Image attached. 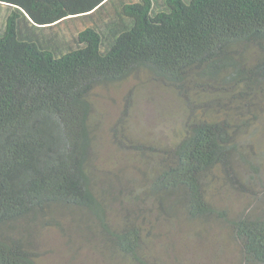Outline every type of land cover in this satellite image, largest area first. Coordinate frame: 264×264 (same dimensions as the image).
I'll return each instance as SVG.
<instances>
[{
    "label": "trees",
    "instance_id": "1",
    "mask_svg": "<svg viewBox=\"0 0 264 264\" xmlns=\"http://www.w3.org/2000/svg\"><path fill=\"white\" fill-rule=\"evenodd\" d=\"M0 4L11 10L0 34V264H40L38 225L73 226L83 238L93 226L113 258L148 264L140 254L146 204L169 221H219L241 264H264V189L231 218L209 197L217 171L237 181L239 135L264 125V0ZM140 76L187 116L170 144L148 149L127 146L118 120L116 152L153 158L126 185L100 167L90 97ZM114 203L124 206L116 225Z\"/></svg>",
    "mask_w": 264,
    "mask_h": 264
},
{
    "label": "rangeland",
    "instance_id": "2",
    "mask_svg": "<svg viewBox=\"0 0 264 264\" xmlns=\"http://www.w3.org/2000/svg\"><path fill=\"white\" fill-rule=\"evenodd\" d=\"M159 6L154 3L156 9ZM10 12L8 7L0 4V34L6 28ZM142 80L143 76H140L123 84L96 89L90 97L94 108L92 114L99 122L96 132L99 134L100 167L122 177L123 184L131 176L138 178L135 167L138 170L153 158L140 156V149L131 153L116 152L113 131L118 120L123 118L125 121L122 124L125 125L123 142L127 146L134 144L148 149L149 144H170L179 135L177 129L187 116L181 102V113H178L179 104L170 92ZM127 105L130 108L125 115ZM254 128L259 129L254 131ZM239 148L242 153L233 167L237 181L232 182L229 173L217 171L209 193L213 204L227 211L228 218L247 212L256 199L251 191L261 194L264 189L263 122L255 123L239 135ZM143 154L148 155V152ZM235 185L239 188H233ZM146 205L151 211L144 213L146 221L140 232L144 242L140 254L148 264H241L231 231L219 221L193 222L186 218L169 221L164 216L158 217L156 211L153 213L150 204ZM123 207L112 204L111 224L123 221ZM71 227L73 231L65 227L62 232L60 228L38 225L40 264H135L113 258L111 252L115 251L103 239L99 229L92 226L91 232L83 238L76 227Z\"/></svg>",
    "mask_w": 264,
    "mask_h": 264
}]
</instances>
